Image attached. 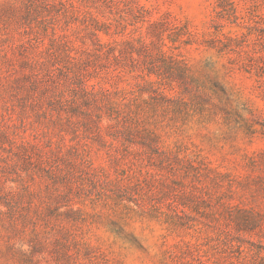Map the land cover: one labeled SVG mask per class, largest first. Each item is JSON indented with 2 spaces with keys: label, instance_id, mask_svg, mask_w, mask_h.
Returning <instances> with one entry per match:
<instances>
[{
  "label": "rangeland",
  "instance_id": "1",
  "mask_svg": "<svg viewBox=\"0 0 264 264\" xmlns=\"http://www.w3.org/2000/svg\"><path fill=\"white\" fill-rule=\"evenodd\" d=\"M0 264H264V0H0Z\"/></svg>",
  "mask_w": 264,
  "mask_h": 264
}]
</instances>
